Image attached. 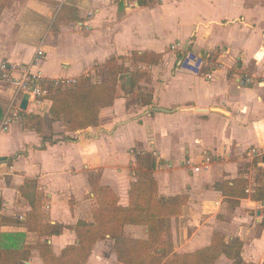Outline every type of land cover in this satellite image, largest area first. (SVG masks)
<instances>
[{"label":"crops","instance_id":"obj_1","mask_svg":"<svg viewBox=\"0 0 264 264\" xmlns=\"http://www.w3.org/2000/svg\"><path fill=\"white\" fill-rule=\"evenodd\" d=\"M38 50L44 56L36 68L49 79L103 82L107 72L144 65L119 73L118 94L100 109L97 125L65 130L59 119L51 136L26 127L22 113L48 112L50 99L20 110L13 88L0 84V122L12 106L20 112L0 131V172L7 175L0 176V251L21 252L16 264H43L33 226L44 222L63 226L43 238L53 254L76 244L74 226L93 223L94 209L105 205L92 182L127 207L135 155L143 152L156 158L158 195L186 198L180 215L161 220L171 223L170 253L196 252L221 233L226 244L241 242L240 261L221 254L213 264L264 263V199L251 198L264 190V155L255 156L263 168L255 178L248 166L249 151L264 147V0H0V61L29 63ZM136 72L144 76L131 77ZM131 80L141 86L139 102L123 92ZM148 95L150 103H142ZM15 134L22 138L10 149ZM207 156L211 162L201 171L181 167ZM240 178L246 196L229 195ZM122 235L145 240L148 229L127 223ZM115 263L106 234L84 264Z\"/></svg>","mask_w":264,"mask_h":264},{"label":"trees","instance_id":"obj_2","mask_svg":"<svg viewBox=\"0 0 264 264\" xmlns=\"http://www.w3.org/2000/svg\"><path fill=\"white\" fill-rule=\"evenodd\" d=\"M153 0H137L138 4L145 5ZM116 74L112 72V79L105 83H91L86 76L77 78L75 83L65 87L52 88L48 86L47 97L51 104L48 114L51 118L62 119L63 124L70 130L85 129L97 125L98 113L102 107L110 105L116 96ZM131 77H143L144 73H131ZM151 95L141 96L144 104H149ZM22 112V111H21ZM23 113L26 127L40 132L41 118L36 115ZM156 158L150 153L138 152L135 155L134 181L129 189V205H116L115 196L108 187L98 186L97 180L92 182L95 194L103 199L94 209L93 223H82L74 226L78 242L66 246L59 255L52 253L47 238L58 235L63 226L44 222L35 224L34 230L40 240L37 245L43 264H84L90 255L91 245L106 234L111 235L113 248L120 264H213L221 255L225 254L235 262L240 261L241 242L234 240L229 244L224 242L221 233H214L211 245L189 254H172L162 261L163 254L156 252L155 245L160 238L159 223L163 218L178 216L186 198L166 199L157 193V183L151 174L155 167ZM241 178L229 186L227 193L232 196L245 197ZM254 200L264 199V190H255L251 194ZM33 207H36L33 206ZM30 217L27 218V226ZM264 222V218H263ZM143 224L148 229L145 240L129 238L122 235L124 224ZM42 239V240H41ZM19 251H0V264H16L21 260ZM264 264V263H263Z\"/></svg>","mask_w":264,"mask_h":264},{"label":"built area","instance_id":"obj_3","mask_svg":"<svg viewBox=\"0 0 264 264\" xmlns=\"http://www.w3.org/2000/svg\"><path fill=\"white\" fill-rule=\"evenodd\" d=\"M181 46V43L175 42L170 46L171 49H176ZM44 56L42 50L36 52V57L29 63L11 62L8 60L0 61V84L9 85L13 88L12 102L20 100L22 94L28 93L29 98L27 106H39L47 100L48 86L52 88L65 87L75 83V78H53L49 79L42 75L41 70L37 69L38 60ZM204 66H208V62H204ZM207 78H211V74H206ZM248 79V78H247ZM18 99V100H17ZM11 119L6 116L0 122V131L8 128ZM264 155V147L262 151L251 149L249 151L250 157ZM211 162L209 156L201 161V166L193 167V171L198 172L208 167Z\"/></svg>","mask_w":264,"mask_h":264},{"label":"rangeland","instance_id":"obj_4","mask_svg":"<svg viewBox=\"0 0 264 264\" xmlns=\"http://www.w3.org/2000/svg\"><path fill=\"white\" fill-rule=\"evenodd\" d=\"M142 65H144V62H139V61H136V62H134L133 63V65L131 66V67H129L130 69H133V70H139L140 68H141V66ZM129 68L128 69H123V68H120V69H116L118 72H117V74H116V82H117V84H116V87H117V85L119 84L118 83V78H119V73H122V72H125V71H127V70H129ZM121 71V72H120ZM146 72V71H145ZM111 73L112 72H107V78H106V80H104L103 82H98V79H97V82L96 83H105V82H107L108 80H110V79H112V75H111ZM141 86L140 85H138V82L137 81H133V80H131L130 82L128 81V83L127 84H125L124 85V83L122 84V89H123V92H124V94H126V93H131V95H132V99H134V101L135 102H139V98H137V94H139V88H140ZM117 94H118V91H117ZM12 105H13V103H12ZM11 105V106H12ZM10 106V107H11ZM13 107L14 106H12V108H10V112L8 111V113H7V116L11 119V121L13 120V119H15V118H19L20 117V112L18 113H15V109H13ZM36 107H33V113H31V114H34V112H39V113H41V115H38V116H41L40 118H41V124H40V126H41V128H40V131L41 132H44V133H46L47 135H49V136H51L52 134H55L54 133V129H55V125H53V123L55 122V121H57V120H59V119H55V118H51L50 116H49V114H48V112H45V110H43V111H39L38 109L36 110L35 109ZM34 115H36V114H34ZM37 116V115H36ZM60 120H62V119H60ZM97 123H98V121H97ZM60 126V125H59ZM65 130H70L69 128H66ZM5 132L7 131V129L6 130H4ZM58 134H63V131H60V132H57ZM27 137H29V136H27ZM21 136L20 135H14V140L9 144V146H10V149L13 147H15V145H16V143L17 144H19V141L21 140ZM12 148V149H13ZM259 158L260 157H252V159H254L253 160V162H250V163H248L249 165L248 166H250V167H252L251 169L253 170V173H250L249 174V176H250V178H252V176L255 178V176H256V174H257V172L262 168V167H259L257 164H256V161L257 160H259ZM256 160V161H255ZM201 162V161H200ZM200 162H198V163H196V164H192V165H190L188 162H187V160H185L184 162H182V164H181V167L182 168H187V169H190V170H192L193 171V167H195V166H201L200 164ZM158 169V170H157ZM161 168H156V169H154V171L156 170V171H159ZM249 169V168H248ZM263 169V168H262ZM162 170H164V169H162ZM201 171V170H200ZM244 171L246 172H248L249 173V171L247 170V168H245L244 169ZM0 176H1V178H4V177H6L7 175L4 173V172H0ZM263 180H264V177L262 178ZM250 180V179H249ZM29 184H31V185H33L34 186V183H33V181H30V183ZM248 186L249 187H251V182H249L248 183ZM248 187V188H249ZM250 192V191H249ZM48 209V205L46 204H43V210H44V212H45V210H47ZM49 218V217H48ZM177 222V221H176ZM160 225L163 227L162 229H163V233L160 231V238H158V243L155 245V247L157 248V247H163L164 248V253H163V257H164V260H166V259H168L172 254H174V253H170V251L172 250V246H171V237H170V228H171V223L169 222V220L168 219H165L164 221H162V222H160ZM174 227H176L177 228V230L178 231H180L181 230V224H179V223H174V225H173ZM159 230H160V227H159ZM162 234H163V236H162ZM30 241H32V240H30ZM33 245H31L30 247H32ZM29 254H30V252H29ZM106 256L108 257V255L106 254ZM163 259H162V261H164ZM116 264V263H115Z\"/></svg>","mask_w":264,"mask_h":264},{"label":"water","instance_id":"obj_5","mask_svg":"<svg viewBox=\"0 0 264 264\" xmlns=\"http://www.w3.org/2000/svg\"><path fill=\"white\" fill-rule=\"evenodd\" d=\"M28 98H29L28 93L22 94L21 99H20V103H19V109L20 110H26ZM263 159H264V157H263Z\"/></svg>","mask_w":264,"mask_h":264}]
</instances>
